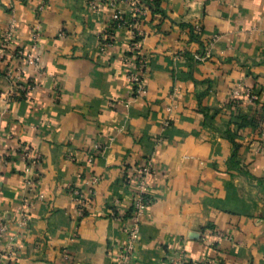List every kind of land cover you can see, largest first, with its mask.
<instances>
[{"label":"crops","instance_id":"0c3cea01","mask_svg":"<svg viewBox=\"0 0 264 264\" xmlns=\"http://www.w3.org/2000/svg\"><path fill=\"white\" fill-rule=\"evenodd\" d=\"M91 2L0 0V43L14 27L12 50L39 58L0 60L2 264H116L148 163L153 204L132 264L180 252L186 264H264V0H158L142 20L141 97L132 30ZM11 68L35 88L14 86ZM23 146L42 157L31 174ZM72 188L90 201L83 217Z\"/></svg>","mask_w":264,"mask_h":264},{"label":"built area","instance_id":"2783aa9c","mask_svg":"<svg viewBox=\"0 0 264 264\" xmlns=\"http://www.w3.org/2000/svg\"><path fill=\"white\" fill-rule=\"evenodd\" d=\"M153 0H92L91 6L94 9H100V7L108 6L115 10L112 21L115 28L127 27L132 30L133 41L131 43L130 52L132 56L137 59V69L135 72L131 73L129 78L132 86V93L135 97L144 96L147 93V74L149 68V58L142 51V42L145 37V33L142 29V20L146 16L147 12L151 11V5L149 2ZM123 3H126L131 6L132 14L129 18L123 16L119 10V6ZM196 32L201 33V28L196 27ZM15 29H11L4 33L1 38L0 43V60L7 57L11 59H22L26 64L31 66H37L39 64V58L35 55L26 54L23 50H12L11 46L14 40ZM34 39L38 41L40 39V32L36 30L34 32ZM112 44V39L109 38L104 44L103 47L109 46ZM22 70L14 71L12 68L8 69L4 76L8 78L14 86L21 87L24 91H31L35 88L34 83H30L27 86L21 83L22 80ZM245 96L250 102H256L258 100L257 94L250 90L246 89ZM23 157L26 161L27 168L26 172H33L42 161L40 155L34 156L33 152L27 146L22 147ZM152 172V165L148 163L144 167L138 170V175L136 179V189L133 195V209L131 214V219L134 221L133 225L128 227L125 230L126 241L125 244L121 247L116 264H132L134 254L136 252V247L140 242V220L145 215L146 211L153 204V200L147 195V177ZM38 177L31 178L28 180V184L31 186V190L34 189V186L38 183ZM99 183V178L94 177L92 179V184L96 185ZM72 196L74 197L77 212L79 217H83L89 207V199L85 194L77 189L72 188L70 190ZM30 206L29 200L26 198L22 206V221L21 223L25 225L28 221L27 215L24 212V208ZM9 230L8 224L5 220L0 218V242L5 238ZM11 246L9 245V248ZM185 254L183 252L178 253L175 257L172 258L171 264H186ZM0 264H2L0 260Z\"/></svg>","mask_w":264,"mask_h":264},{"label":"trees","instance_id":"16d2710c","mask_svg":"<svg viewBox=\"0 0 264 264\" xmlns=\"http://www.w3.org/2000/svg\"><path fill=\"white\" fill-rule=\"evenodd\" d=\"M149 4L151 5V8L155 9L157 12V10L159 9V2L158 0H153L152 2H149Z\"/></svg>","mask_w":264,"mask_h":264}]
</instances>
